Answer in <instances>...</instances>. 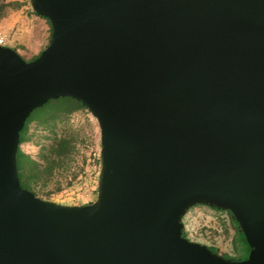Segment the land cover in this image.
I'll list each match as a JSON object with an SVG mask.
<instances>
[{
    "label": "water",
    "instance_id": "1",
    "mask_svg": "<svg viewBox=\"0 0 264 264\" xmlns=\"http://www.w3.org/2000/svg\"><path fill=\"white\" fill-rule=\"evenodd\" d=\"M29 1L51 32L31 61L0 45V264H264V0ZM59 97L98 126L86 205L18 181L19 132ZM196 205L243 259L182 237Z\"/></svg>",
    "mask_w": 264,
    "mask_h": 264
},
{
    "label": "rangeland",
    "instance_id": "2",
    "mask_svg": "<svg viewBox=\"0 0 264 264\" xmlns=\"http://www.w3.org/2000/svg\"><path fill=\"white\" fill-rule=\"evenodd\" d=\"M2 4L1 45L29 61L47 45L49 27L44 19L32 13L29 0H4ZM59 138L72 139L73 150L62 164L45 172L43 169L49 165L46 158L52 159L48 151ZM18 148L41 171L33 179L36 197L69 206L95 201L100 163L99 130L85 108L67 111L56 105L46 106L28 122ZM181 221L189 241L214 248L221 256L235 257L226 214L198 205L188 209ZM245 256L243 250L236 259Z\"/></svg>",
    "mask_w": 264,
    "mask_h": 264
},
{
    "label": "trees",
    "instance_id": "3",
    "mask_svg": "<svg viewBox=\"0 0 264 264\" xmlns=\"http://www.w3.org/2000/svg\"><path fill=\"white\" fill-rule=\"evenodd\" d=\"M4 0H0V12L2 9V3ZM35 16H37L34 12H32ZM39 17V16H37ZM42 18V17H40ZM46 21L48 27H49V38H50V26L45 18H42ZM39 55V54H38ZM38 55H36L34 58L31 60L35 59ZM29 60V61H31ZM59 106L61 108H65L67 111H74L79 108H84L79 102L68 98V97H59L53 100H48L45 102L42 106L39 108H36L31 111V113L28 115L26 118L24 125L22 129L19 132V140H18V146L22 142L23 138V133L26 129V126L28 122H30L31 118L35 113L41 112L46 106ZM72 139L70 138H59L54 140V143L52 144L50 150L48 151V155H51V160L46 158L49 161V165L45 166L43 170L48 171L49 169L53 168L54 166H58L59 164H62L64 160H66L69 156L71 151L73 150V144H72ZM38 165L33 161L30 160L28 157L24 156L21 154L19 151V148L17 147L16 151V169H17V176H18V181L19 184L22 188L31 191L34 196H36L35 191H34V174L40 173L41 171L38 169ZM42 170V171H43ZM198 206V205H196ZM201 206V205H199ZM208 208V207H207ZM211 210L222 212L227 215L228 220H229V226L232 232V247L235 252V257H228L226 255H223L225 258H229L232 260H235L238 256L239 253L243 252L245 250L246 255L248 252V246L244 240L243 235L241 234L237 224L233 221L232 217L230 216L229 212L227 211H221L217 210L215 208H210ZM182 237L184 236L183 228H182ZM211 251L216 252V249L208 247Z\"/></svg>",
    "mask_w": 264,
    "mask_h": 264
},
{
    "label": "built area",
    "instance_id": "4",
    "mask_svg": "<svg viewBox=\"0 0 264 264\" xmlns=\"http://www.w3.org/2000/svg\"><path fill=\"white\" fill-rule=\"evenodd\" d=\"M0 45H1V41H0Z\"/></svg>",
    "mask_w": 264,
    "mask_h": 264
}]
</instances>
